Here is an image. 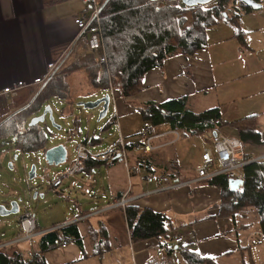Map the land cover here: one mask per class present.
Wrapping results in <instances>:
<instances>
[{"label": "crops", "instance_id": "obj_1", "mask_svg": "<svg viewBox=\"0 0 264 264\" xmlns=\"http://www.w3.org/2000/svg\"><path fill=\"white\" fill-rule=\"evenodd\" d=\"M84 10L85 6L81 0H0V90L18 80L32 81L46 71L50 62L59 63L72 46L76 30L73 18ZM241 12L252 13L251 16L258 20V15H253L254 10L244 12L241 9ZM245 53L246 50L241 47V42L232 32L230 36H218L208 48L200 49L192 56L175 55L167 58L163 68L153 67L145 73L144 89L138 94L124 98L119 89H114L111 104H114L116 113L114 118H111L112 124L114 125L118 114L122 132V119H125L124 125L127 128L131 117H142L137 111V103L166 102L185 95L192 96L190 106L194 110L220 106L224 113L223 109L232 105L234 111L239 107L242 109L240 112H244L245 107L238 103L243 97L249 96L251 89L261 90L262 87L259 86L264 84L263 78H252V74L258 70L264 75V54L260 61L254 57L258 65L251 69ZM36 86L38 85L28 88L34 89ZM24 89L26 87L22 88L16 97L0 94V122L6 115L17 110L16 108L28 103L29 100L26 99L17 101ZM244 116L247 115L234 118ZM146 123L143 119V124ZM154 128L158 132L172 130L168 125ZM223 131L237 135V130L231 126L224 127ZM172 138L173 135L162 136L154 140V143H164ZM187 139L191 141L193 138ZM181 143L183 140L179 138L150 153L132 151L129 158L131 171L133 170L131 177L121 160L97 162L100 165H94V170L84 165L74 176L66 177L62 186L71 188L68 178L78 183L81 174V179L85 177V180H93L96 178L97 169L106 166L108 174L105 178L108 185L101 192L104 198L112 196V199H108L107 205L97 207V210L93 208L91 213L85 212L86 208L78 205V208L73 209L78 213L63 223H77L83 236L82 242L67 241L65 246L60 243L53 250L38 253L34 248L35 240H38L42 233L51 230L39 227L31 242L19 244L24 255L29 257V248L33 246V250L37 252L38 257H43L45 264H103L107 257L119 251L120 254L116 258H124V262L117 261L115 264H147L153 258L150 250H158L156 242L147 240L132 243L123 211L120 208H112L109 203L129 187L133 195H142L132 205L149 206L165 212L174 222L183 220V228L180 230L190 233L187 239L191 250L194 247V250L206 257H219L235 252L239 246L236 240L224 238V241L216 243L208 234L209 230L219 224L228 227V232H232V224L229 218L217 216L221 199L219 188L211 184L209 178L195 180L198 176L197 169L202 163L205 144L198 148L200 165L194 167L184 158H179L177 149ZM255 154L262 155L264 151ZM169 167H174V174L170 173L172 168ZM167 169L169 173L159 174ZM142 175H150L155 179L148 182L141 179ZM179 181L187 183L180 187H170ZM93 184L91 181V188L94 187ZM20 233L18 226L16 235L9 241H13Z\"/></svg>", "mask_w": 264, "mask_h": 264}, {"label": "trees", "instance_id": "obj_2", "mask_svg": "<svg viewBox=\"0 0 264 264\" xmlns=\"http://www.w3.org/2000/svg\"><path fill=\"white\" fill-rule=\"evenodd\" d=\"M256 1L263 3L262 0ZM237 2L244 12L253 10L241 0H214L209 4L195 6L182 3L180 7L169 6L162 0H109L101 10L108 62L100 63L92 55H84L76 60L73 53L63 61L67 52L35 101L0 126V139L13 136L16 143L27 151L44 150L48 138L39 125L29 126L28 118L42 103L54 96L73 102L69 80L77 71L86 73L92 92H109L111 88H116L126 98L141 92L144 89L145 73L153 67L163 68L167 58L175 55L192 56L198 50L208 48L209 32L221 22L232 23L236 30L234 37L244 40L245 31L241 29L244 13L235 7ZM224 12H227L228 17H225ZM43 84L44 82L33 90L37 89V93ZM191 98L192 96L185 95L166 102L137 103V111L153 127L168 125L178 130L180 139L203 138L210 130H223L224 127L231 126L237 130V136L246 149L264 145V133L259 127L258 113L227 120L220 106L194 110L190 106ZM8 116L9 114L2 120ZM247 154L250 155L248 152ZM97 162L99 161L92 158L83 159L80 169L85 165L94 170V165H100ZM164 173H169V170L159 172L161 175ZM170 173L174 174V167ZM244 177V184L238 190L231 189L227 174L209 179L221 192L217 216L232 218L235 230L238 228L237 214L245 216V211L253 208L264 240V159L247 164L244 167ZM234 197L238 198V202L233 200ZM127 216L132 243L153 240L157 247L168 253L167 257L163 256V252L161 256L157 253V257L151 258L147 264H176L171 257L176 251L181 253L185 264H219L217 259L220 256L206 257L197 250L174 244L173 234L178 227L167 213L149 206L130 205ZM242 227L246 226L240 224L239 228ZM63 240L82 242L83 236L77 223L42 233L35 240L34 246L38 253L43 254L57 248ZM236 241L242 264H255L252 257L246 259L247 252H251L253 246L243 244L239 237ZM40 263L45 264L43 257L37 255L27 258L19 244L0 248V264Z\"/></svg>", "mask_w": 264, "mask_h": 264}, {"label": "rangeland", "instance_id": "obj_3", "mask_svg": "<svg viewBox=\"0 0 264 264\" xmlns=\"http://www.w3.org/2000/svg\"><path fill=\"white\" fill-rule=\"evenodd\" d=\"M262 2L263 7L259 10H254L255 13H253V15H258V20H255L253 16H251L252 13L248 12L243 14L241 29L245 31L243 34L245 38L244 40H239L237 38V40L241 42V47L246 50L244 55L247 57L248 65L251 64V69H254V67L258 65L255 58L260 61L264 54V18L260 17L264 16V0H262ZM235 7L240 11L242 9L239 2L236 3ZM231 25L228 22H222L220 25L212 28L209 32L210 45L211 42L214 43L218 36H230L232 32L235 34V27L232 23ZM79 52L82 54L80 57L90 55L86 54L83 49ZM73 55L75 56V54ZM252 71L254 72L255 70ZM252 75L253 80L263 78L264 81V75L260 70ZM69 81L72 86L71 96L73 102L60 99L56 96L51 98L53 100L52 106L55 121L61 128L53 125L49 118V114H47L44 122L39 123V126L43 129L48 138L46 144L47 148H51L58 144L66 145L69 151L68 160L66 162L61 164H49L42 150L24 151L21 154L23 150L13 138L5 137L0 139V244L11 240L16 235L19 226V218L25 211H31L36 214L38 229L39 227L52 228L71 220L75 216V213H78V211L73 210L75 207L78 208V205L86 208V210H84L85 212L91 213L93 208L97 210V207L107 205L108 199H112V196L104 198L102 193L103 188H107L108 185V180L105 178L108 174L106 166H101L97 169L96 178L93 180H89V178L85 180V177L81 179L83 176L80 174V179L77 180L78 183L68 178V185H70L71 188L66 185L60 188L52 186L55 175L67 170L71 166V162L75 156L74 144H76L81 137L84 138L88 136L89 138L95 139L101 137L103 145H98L99 149L118 138V131L115 130V126L112 124L111 119L112 115L116 113L114 104L110 105L108 114L100 121L98 118L102 105L94 109H85L84 107L77 106V103L81 101H96L107 94V92H92L89 80L84 71L75 72L71 75ZM37 87L39 88V85L35 88ZM259 87H262V89H251L249 96L243 97L238 103L241 107H245L244 112H240L242 109L239 107L237 111H234L232 105H228L223 109V115L225 118L235 119L234 117H240L241 115L258 113L260 122L259 127L264 133V84L262 83ZM36 90L26 87V89L21 91V95L17 101L21 102V99L30 101L35 95ZM48 103H50L49 100L44 102L41 108L29 116L28 125L34 117L40 116L44 112L45 106L48 105ZM124 122L125 119H122L121 128L126 140L129 142L135 139L137 140V134L142 130L144 125L142 117L139 115H136L134 118L131 117V121L128 122L127 128ZM79 129L83 130L84 134L80 135L78 133ZM128 134L129 136H127ZM187 138L188 137H184L182 139L183 143H181L182 145L177 149L178 156L180 159L184 158L189 165L198 167L200 163L197 152L198 148H202L204 145L203 138L194 137L191 141H188ZM245 151L246 153H253L252 155L259 156V154L255 153L263 152L264 146L247 147ZM10 163L13 164L12 168ZM32 165L37 166V177L34 179L29 178V171ZM91 181L94 182L93 188H91ZM34 185H36V187L30 190L29 186ZM35 194L38 195L36 198L34 197ZM41 194H43V196H41ZM104 199H106V202H104ZM14 200L19 201L20 211L18 213L2 216L1 206H6L9 209L11 208V202ZM245 212V216L242 215V213L237 214L238 228L235 230L234 221L232 218L229 219L232 224V232H228V227L219 224L215 228L209 230L208 234L213 242L216 243L224 241V238L236 240V238L239 237L243 244H251L253 246L251 252H247L246 259L252 257L256 262L255 264H264V240L262 239L263 236L258 223V216L253 208ZM182 221L183 220L175 221L178 227L176 230L177 232H181L180 229L183 228L181 225L184 222ZM240 224L246 227L239 228ZM192 248V250L195 249L194 247ZM35 250H33V246H30L28 251L29 257L27 258L36 257L37 250ZM162 251L163 256L167 257V251L164 249H162ZM150 253L155 258L157 257L158 250H150ZM118 254H120L119 251L115 252L113 256L107 257L103 264H115L117 261L124 262V258H120V260L116 258ZM171 257L175 260L176 264H185L180 252L176 251L174 254H171ZM217 261L219 264H242L241 254L238 248L233 253L220 256ZM132 262L133 260H131V263Z\"/></svg>", "mask_w": 264, "mask_h": 264}, {"label": "built area", "instance_id": "obj_4", "mask_svg": "<svg viewBox=\"0 0 264 264\" xmlns=\"http://www.w3.org/2000/svg\"><path fill=\"white\" fill-rule=\"evenodd\" d=\"M105 1L106 0H81L85 6V10L73 18L76 30L71 47L72 53L75 54V59H78L82 55L79 51L83 49L86 54L92 55L100 63L108 62L105 36L102 28L103 15L101 13ZM162 1L169 6L178 7L182 6L183 3L182 0ZM57 64L58 63L56 62H50L46 71L40 76L34 78L32 81L18 80L1 89L0 94L16 97L22 88L42 84L51 76ZM107 93L111 95V100L113 101L112 97L114 96V88H111ZM51 102H53L52 99ZM117 117H119L118 114H116L114 125L118 131V138L99 149L98 145H103L101 137L98 139L89 138L88 136L84 138L81 137V139L74 144L75 156L71 166L67 170L55 175L52 181L53 187L60 188L63 184V180L68 176H74L80 170L81 161L87 158H92L99 162H114L121 160L125 163L129 177H131L133 170L131 171L129 158L132 151L136 150L150 153L159 147L177 141L181 136L180 132L176 129L158 132L149 122H147L140 133H138V139L133 142H128L121 132L120 123ZM112 118H114V114L112 115ZM78 133L82 135L84 134V131L79 129ZM167 135H173V138L164 143H154V140ZM203 141L205 146L202 153V163L197 169L198 176L195 179L196 181L201 178L210 179L221 174H227L229 178L242 179L245 181L244 167L251 162L264 159V154L259 156L252 154L248 155L241 139L237 135L228 134L223 130L208 131L203 136ZM141 179L152 182L155 178L150 175H142ZM159 182L161 183V181ZM186 183L187 182L179 181L172 184L170 187H180ZM131 192V187H129L120 197L111 202L112 208H120L123 211L128 228V206L132 205L136 199L142 196L133 195ZM233 200L238 202L237 197H234ZM62 226L63 224H59L51 229L61 228ZM19 228L21 229V233L13 241L0 244V248L12 244L31 242L38 230L36 214L31 211H25L19 218ZM181 232H174L172 242L174 244H182L186 249H190L187 239L190 233L188 231ZM66 243L67 241L63 240L61 245L65 246ZM162 252V248L158 247L159 256L162 255Z\"/></svg>", "mask_w": 264, "mask_h": 264}, {"label": "water", "instance_id": "obj_5", "mask_svg": "<svg viewBox=\"0 0 264 264\" xmlns=\"http://www.w3.org/2000/svg\"><path fill=\"white\" fill-rule=\"evenodd\" d=\"M108 1L109 0H106L104 2L103 7L107 4ZM151 1L156 2V1H160V0H151ZM212 1H214V0H182V2L184 4H186L187 6H195V5H198V4L205 5V4L211 3ZM241 1H243L244 3L249 5L253 10H259V9H261L263 7V4L261 2H259V1H256V0H241ZM224 15H225V17H228L227 12H224ZM71 54H72V47L68 51V53H67V55H66V57H65V59L63 61H65ZM53 74H54V71L52 72L51 76L40 87V89L33 96V98L25 106L21 107L19 110L13 112L11 115H9L7 118H5L3 121H1L0 122V126L3 123H5L16 112H18L20 110H23V109H26L27 107H29L35 101V99L38 97V95L43 90V88L45 87L46 83L50 80V78L53 76ZM49 101H50V103H48V105L45 106L44 112L40 116L34 117L31 120L29 126L39 125V123L44 122L46 120V116H47V114H49V118H50L51 122L53 123V125L58 127V128H61L59 125L56 124L51 98L49 99ZM43 104L44 103H42L39 108H41L43 106ZM110 104H111V95L107 93L103 97L97 99L96 101H87V102L86 101H81V102H78L77 106L84 107L85 109H94V108H97V107L102 105V109H101V111L99 113V118H98V120L100 121L104 117H106V115L108 114V110L110 109ZM13 140L16 142L15 139H13ZM22 150L23 151L21 152V154L24 151H27L24 148H22ZM42 153L44 154V156H45V158H46V160L48 161L49 164H61V163L66 162L68 160L69 151H68V148L66 147L65 144H58V145L53 146L51 148L45 147V149L42 150ZM39 162H40V160H39ZM10 166L12 168L13 164L10 163ZM36 177H37V166L36 165H32L31 170L29 171V178L30 179H34ZM229 184H230V187H231L232 190H238L240 188V186H242L244 184V181L242 179L230 178L229 179ZM35 187H36V185L29 186V189L32 190ZM37 196H38L37 194L34 195L35 198ZM41 196H43V194H41ZM1 210H2L1 211V215L2 216L10 215V214H13V213H18L20 211L19 201L18 200L12 201L11 202V208H9V209L6 206H1ZM176 248H178V246H176Z\"/></svg>", "mask_w": 264, "mask_h": 264}]
</instances>
